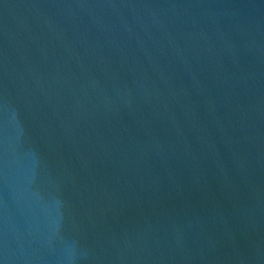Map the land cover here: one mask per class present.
<instances>
[{
    "label": "water",
    "instance_id": "1",
    "mask_svg": "<svg viewBox=\"0 0 264 264\" xmlns=\"http://www.w3.org/2000/svg\"><path fill=\"white\" fill-rule=\"evenodd\" d=\"M0 264H264V0H0Z\"/></svg>",
    "mask_w": 264,
    "mask_h": 264
}]
</instances>
